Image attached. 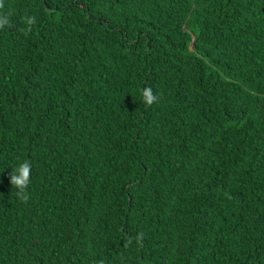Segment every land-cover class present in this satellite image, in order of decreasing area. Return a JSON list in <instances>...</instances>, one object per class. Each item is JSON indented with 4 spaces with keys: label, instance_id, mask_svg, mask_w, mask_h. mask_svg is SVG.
Returning <instances> with one entry per match:
<instances>
[{
    "label": "trees",
    "instance_id": "16d2710c",
    "mask_svg": "<svg viewBox=\"0 0 264 264\" xmlns=\"http://www.w3.org/2000/svg\"><path fill=\"white\" fill-rule=\"evenodd\" d=\"M3 4L0 264H264V0Z\"/></svg>",
    "mask_w": 264,
    "mask_h": 264
},
{
    "label": "clouds",
    "instance_id": "9594fccd",
    "mask_svg": "<svg viewBox=\"0 0 264 264\" xmlns=\"http://www.w3.org/2000/svg\"><path fill=\"white\" fill-rule=\"evenodd\" d=\"M3 0H0V8H3ZM35 18H28L26 20V24L31 25L34 23ZM9 22L7 15H0V28H2L5 24ZM143 99L146 104H152L153 101L157 99V97L153 94V90L151 87H145L143 89ZM32 165L29 161L25 160L23 163L17 165V167L13 170L11 174V184L17 186L20 190L17 194L22 195V198L27 199L26 189L30 182V173H31Z\"/></svg>",
    "mask_w": 264,
    "mask_h": 264
}]
</instances>
